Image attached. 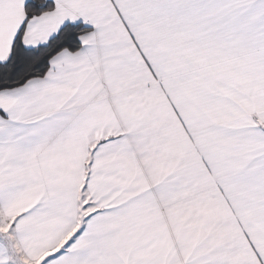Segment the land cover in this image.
<instances>
[{"label":"snow or ice","instance_id":"snow-or-ice-1","mask_svg":"<svg viewBox=\"0 0 264 264\" xmlns=\"http://www.w3.org/2000/svg\"><path fill=\"white\" fill-rule=\"evenodd\" d=\"M0 264H264V0H0Z\"/></svg>","mask_w":264,"mask_h":264}]
</instances>
